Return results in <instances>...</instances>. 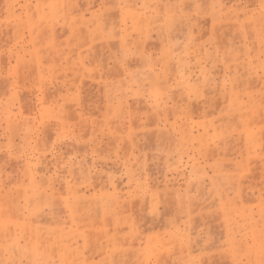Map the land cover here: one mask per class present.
<instances>
[{"label":"rangeland","instance_id":"1","mask_svg":"<svg viewBox=\"0 0 264 264\" xmlns=\"http://www.w3.org/2000/svg\"><path fill=\"white\" fill-rule=\"evenodd\" d=\"M169 2L0 0V264H264V0Z\"/></svg>","mask_w":264,"mask_h":264},{"label":"crops","instance_id":"2","mask_svg":"<svg viewBox=\"0 0 264 264\" xmlns=\"http://www.w3.org/2000/svg\"><path fill=\"white\" fill-rule=\"evenodd\" d=\"M169 1L172 0H125V4L123 6L118 7L119 19L116 21L115 26L116 28L121 29L122 31H125L131 23L133 25V21L137 20L138 18H141L142 20H146L147 18H159L161 20V22L159 21V23H157L153 27H150L146 24L142 29L143 32H155V34H157L156 38H154L153 35L143 36L141 38H138L137 35L131 37L133 39V46L135 48V50L132 51V56H147L149 62H153L154 60L155 62L165 61L166 63H169L174 61L175 58H177L176 62H182V59L184 58L181 52V48L184 46H188L187 43L174 40L167 33L168 30H179L180 28H182V26H180L179 28L176 26V24L168 22L164 23L162 20H165V16L167 14H176L180 19V17H183L187 13L185 12L187 11V8L183 7L176 11L172 7V2ZM167 2L171 3V5L168 6ZM162 3H165V7L159 6V4ZM127 16L128 20L130 21H128V26H121L123 25L122 23L126 24L125 18L127 19ZM133 30L136 32L138 31L137 28H133L132 31ZM148 41H151L152 43H149ZM141 43H143V45L153 47L155 48V50L148 51L147 53H141L140 51H137V48L141 46ZM174 52L176 54H174ZM137 75L141 76L142 74L139 73ZM140 93L142 92L140 91Z\"/></svg>","mask_w":264,"mask_h":264}]
</instances>
